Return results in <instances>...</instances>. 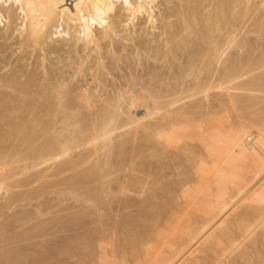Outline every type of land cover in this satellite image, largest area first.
Returning a JSON list of instances; mask_svg holds the SVG:
<instances>
[{
	"label": "bare ground",
	"instance_id": "bare-ground-1",
	"mask_svg": "<svg viewBox=\"0 0 264 264\" xmlns=\"http://www.w3.org/2000/svg\"><path fill=\"white\" fill-rule=\"evenodd\" d=\"M114 1H120L124 5V9L127 12L125 21L132 23L138 16L143 17L146 15V20L151 24L150 28L153 27L152 13L153 8L156 6V0ZM112 2L113 0H0V19L4 17L6 30L11 34L17 33L18 36H21V40L23 41L21 43H24L26 47L32 46V51L36 48L43 50L46 45L50 44L47 42L49 40L52 41L53 38L51 39V36L53 34L54 36L55 34L60 37L64 36L67 43L69 42L76 47L79 45V42H82L79 46L82 45L81 47L84 52H86V48L94 46L97 54V61H95L97 62L96 69L98 67L104 69V64L101 62L103 60L101 44L103 41H108L111 47V45L113 46L112 42H114V38L118 37L116 28L118 25L115 26V24L119 20L114 19L113 15V17H110L108 14L111 10L110 6ZM174 2L176 1L174 0ZM175 5H177V8L171 9V12L175 10L176 15L179 17V22L175 23V21L173 23L170 21L171 23H169L168 21L162 27L163 37L165 36L163 43L166 48L164 58L168 54L172 55L170 54L171 50L166 34L171 38L183 36L181 42H179L182 44V48L186 46L185 37L187 38L188 36H194L199 41L201 40L198 43H201L202 47L200 49L201 45L196 44L194 40L197 42V39H194L193 42L199 46V49H196L199 52L196 51L194 53L195 50L192 52L194 53V55L192 54V60L190 59L191 57H188L190 62L186 59L189 62L190 69L196 68L194 69L196 73L193 75L194 82L187 88H182L181 84L187 83L184 79H181V84L178 81L179 85H177L178 83L176 84L178 88L174 87L175 90L171 89L170 93H168L172 98L168 101H161L160 97L150 91H145L144 94H133L130 91H125L117 95V98L113 100L114 103H110V100L102 101L105 107L102 105L103 107L100 106L101 108L97 109V97H94L93 93L77 89L76 92L69 94V92L63 93L59 89L60 91L58 90L56 97L51 98V96L47 95L41 99L39 107H37L38 112H50L51 117L69 113L66 114L67 117L62 121L61 131L55 133L53 131L55 127L51 124L49 126L47 120L42 121L39 119L41 117H35V115L29 120L28 116L32 114L33 105L31 100L28 101L29 97H26L25 92L22 94L23 90H20L21 93L19 92L18 96H13L14 92L13 94L11 92V96L9 92V94L0 92L1 122L2 119L6 120L5 132L2 135L0 132L1 142L14 139L17 142L16 144H18V148L15 149V145L12 143L13 145L11 146H13L14 150H3L0 152V194L8 193L10 189L17 186L18 182L24 181L20 182V177L25 175L26 172L28 174L30 170L40 169L41 166L49 167V165L52 166L55 163H63L64 165L72 163L71 160H75L77 156L80 158L82 155H79L81 151L86 150L87 152L89 148L93 151V154H96L97 151L103 148L105 149V147L109 150L108 147L111 145L112 137L121 129L133 130L134 134L140 129L147 130L149 134L147 136L152 138L158 146L161 145L164 150H177L181 148L179 145L183 144L184 148L187 149V153L190 156L193 155V157L189 156L192 159L189 162V176L188 178L186 176L185 181L179 184L178 194L175 197L176 200L175 202L173 201L174 204L167 206L166 210H168L167 212L166 210L164 211L163 219L159 223L156 222L155 224L152 222L155 225L152 238H144L142 236L143 238L140 241L143 247L141 256L133 257V264H231L236 259L240 260L239 262L244 261L246 263L248 261L247 264H251L252 261L250 262L248 258V252L250 251L246 249V252L245 245L252 242L250 246H256L259 249L264 248V114L256 107L258 104H263L262 110L264 109V95H260L262 92L264 93V54L259 59L255 60L254 58V61L252 59L251 61L248 60V56V58H244L246 59L245 62L249 61L252 63L248 71L244 70V72L246 71L250 76L255 75L251 76V78L249 77L250 80L248 79V82H243V86L241 85L242 83L239 84L240 82L236 81L241 79V77L243 78L244 74H247H243V69L248 67L249 63L244 66L243 64L245 63H242L243 61L239 59L238 61L241 62V65L239 62V66L235 67L233 64L235 65L237 59L235 58L236 56H232L236 60H234L235 63H232L233 67L229 68L228 65L231 66V64H225V62H229L225 58H229L230 55L226 56L228 51L233 50V48L235 51H241L240 56L244 53V49L246 50L247 47L249 49L251 44L245 35L252 34L253 27H255V33L264 30V0H177ZM259 7L263 8L262 17L260 16V18H263L262 21L255 23L248 30L245 29L244 26H248L249 20L253 21L252 17H256V14L260 11L257 12ZM169 12L167 11L168 18ZM171 14L173 17L175 16V13ZM194 26H196V29H194ZM95 27L99 29V33L94 32L93 29ZM243 30L247 31L244 32ZM242 31L245 35H241ZM174 40L177 42V39ZM131 41L133 40L131 39ZM91 43L94 45L91 46ZM179 46L177 45L176 48ZM251 47L253 46H250V49ZM136 50L138 52V49ZM99 61L100 63H98ZM221 65L224 68L220 69L219 66ZM242 65L244 68L241 71ZM194 70L192 69L193 72ZM203 74H205L204 79ZM248 74L246 75L247 77L249 76ZM187 75L188 73L186 72L185 76ZM200 75L202 76V80L198 82L197 79ZM16 85L18 86L17 83H9L7 87L16 90ZM238 90L239 92H250L249 94L256 91L255 93L258 92V95L261 97H248L246 95L248 93L244 94L243 92V95H236V91ZM199 97L200 102L202 100L206 103V106H203L205 112L203 115L202 112L201 115L197 113V115H194V113L185 114L183 113L185 110L178 111L180 107L176 108L178 103L183 102V100H189L188 102L192 103L194 101L193 98L196 100ZM213 97H215L216 101L218 100L216 97L219 99L223 97L225 99V101L222 99V101H217V105L214 102V105L221 112L223 110V113L225 110L226 113L229 110L230 112L226 114L228 116H218L216 111L213 112L214 106H210L213 105V101L210 104L211 99H214ZM11 103L13 105H10ZM198 104L200 105L197 106H201V103L198 102ZM241 104H245L246 106L243 107ZM123 108L126 109L125 112ZM174 108L177 110L173 111L175 110ZM138 109H140V112H138ZM209 110L210 112H207ZM136 112L140 115H136ZM17 113L23 114V117L20 115L16 116ZM229 113H232L233 116ZM41 114H44V112H41ZM121 115H125L123 121L120 119ZM154 118L159 119L157 124L154 123L156 125L150 126V124L146 123L148 120H153ZM27 123H32V126H28ZM52 132L55 133V137L48 138ZM62 133H66V135L64 134L65 136H63ZM37 139H41L40 143L37 146H31ZM24 144L26 148L22 146ZM1 145L5 144L2 143ZM21 147L26 152L21 156V159L18 158L15 161V155L24 150L21 151ZM107 150L106 153L109 152ZM81 153L84 154V152ZM5 160H8L10 163L7 165ZM66 160H70L71 162H66ZM97 161H94V168L98 166ZM19 162L21 165H13ZM103 164L105 165L106 162ZM59 167L61 170L62 167ZM123 206L125 207L126 205L123 204ZM123 206H121V209ZM126 207L128 208V206ZM153 208L155 209V206ZM136 212H138L139 216V211L136 210ZM228 212L229 214H227ZM142 216L143 214L141 213L138 218ZM146 216V218L154 221V218L151 217L152 215L148 217L146 214ZM156 217L159 216L156 215ZM129 220L131 219L129 218ZM150 220H147V222ZM62 221H59V223ZM71 221L73 222L74 220ZM132 221L133 219L129 221V227H131V224L136 223H132ZM76 222L78 223V221ZM61 225L63 224L61 223ZM40 227L37 229H40ZM63 229L62 231H65V228ZM72 230H74L73 226ZM85 230L87 229H84V232L87 233ZM139 231H144V229ZM40 232L37 231L38 237L42 234ZM73 234L76 235L75 231ZM52 243L50 244L52 245ZM78 244L76 245L79 246ZM106 245L107 242H99L97 247H95L98 250L95 260L92 259V261L94 260L92 264H126L120 263V259L119 263H117L115 256L112 259L110 253L108 252L109 254H107L106 252ZM8 253L0 255V264H51V261L60 264L62 261V259L60 260V258L57 259L55 257V252L52 253L53 255L47 253L41 258L34 259L28 258L32 253L28 257L27 255L16 256L15 253L13 255ZM56 255L58 256V254ZM33 256H35L34 253L32 254ZM255 257L257 258L255 261L259 259L256 264H264V254L261 256L258 254ZM250 258H252V255Z\"/></svg>",
	"mask_w": 264,
	"mask_h": 264
},
{
	"label": "rangeland",
	"instance_id": "rangeland-1",
	"mask_svg": "<svg viewBox=\"0 0 264 264\" xmlns=\"http://www.w3.org/2000/svg\"><path fill=\"white\" fill-rule=\"evenodd\" d=\"M165 1L166 0H156V6L155 8H153V13H152L153 14L152 19L154 21L152 24L153 26L152 29L150 28L151 24H149L148 20H146L147 19L145 17L146 15L143 17L138 16L137 19L133 20L132 23L125 21L127 12L126 9H124L125 8L124 5L120 1L113 0V2L115 3L114 4L113 2L111 3L110 6L111 10L109 11L110 13L108 12V14L110 17L113 15L114 17L113 16L112 17L114 19L119 20L118 23L115 24V26L118 25L116 26L118 31V37L114 38L113 40L114 42H112L113 46L111 45V47L109 46L108 41H103L101 44V53L103 54L102 55L103 60L100 61L104 64V69H101L100 67L96 69L97 62L95 61H97V54H96V50L94 49V46L92 48L90 47L91 49L86 48L85 49L86 52H84L81 47L82 45L79 46L80 44H82V42H79V45L76 47L70 44L69 42L67 43L64 36L60 37L57 34H55V36L53 34L54 37L51 36V39L53 38L52 41L53 40L56 41L52 42L51 40H49V42L47 43L50 44L46 45L43 48V50H39L38 48H36L35 50L32 51L33 48L32 46L26 47L24 43H21L23 42L21 40V36H18L17 33L11 34L9 33V31L6 30L7 27H6V22L4 20L5 18L2 17L3 19L2 18L0 19L1 20L0 21V92L5 94L10 93V96L14 92L13 96L15 95L18 96L23 90L22 94H24L25 92L26 97H29L28 101L31 100V103L33 105L32 114L28 116L29 120L34 115L35 117L39 116L41 117L39 118L40 120L42 121L47 120L49 126L51 124L52 126L55 127L53 130L55 131V133H59L61 131L62 121L65 119V117H67L66 114L69 113L59 114L56 115L55 117H51L50 112L46 113L45 111H41L44 112V114L38 112L37 107H39L41 99L45 98L47 95L51 96V98L56 97V93L58 92L59 89L61 90V92L63 93L69 92V94L76 92L77 89H81L89 93H93L94 97H97L96 98L97 109L100 106L105 107L102 101L110 100L109 101L110 103H114L113 100L117 98V95L122 92L124 93L125 91H130L133 94L134 93L144 94L145 91L148 92L150 91L151 93L153 92L158 97H160V100L162 99L161 101L164 100L168 101L172 99L168 93H170L171 89L175 90L174 87H176L178 81L181 84V79H184V81L187 83V84L185 83L181 84L182 88H187L194 82L193 75L196 73L194 70L196 68L191 67L194 70L193 72L192 69H190L189 67V62L190 59L192 60V56L199 49L200 45H201L200 46L201 49L202 44L198 43L199 40L196 37L188 36L187 38L185 37L186 46L182 48L181 47L182 44L179 42H181L183 36H179V38L178 37L171 38L166 34V37L169 40V45H170L169 47L171 50L170 54L172 55L168 54L167 57L164 58V51L166 48L164 47V43H163V39H165V36L163 37L164 34L162 31L163 29L162 27L163 25L166 24L165 22L168 21L169 23L171 22L174 23L175 21H176L175 23L179 22V17L178 15H176L175 10H172L171 12V9L177 8V5H175L177 3V0H175L176 2L172 0L174 3L171 0H167L166 2L169 1L170 4L169 2L166 3ZM131 2L133 1L131 0ZM167 11L168 12L170 11L169 18L167 15ZM257 12H258L257 14L255 13L256 17L255 16L252 17L253 21L249 20L253 25L249 24L250 23L249 22L248 26H244L245 29L248 30L249 27L252 28L255 23L262 21L263 18H260V16L262 17L263 8L259 7ZM171 13L173 14L175 13L174 14L175 16L173 17ZM196 26H194V29H196ZM95 29L97 28L95 27ZM95 29H93L94 32L96 31V33H99L98 32L99 29L97 30ZM252 29H253L252 34H248L246 36L245 33L243 34V31L245 32L247 30H243L241 35H245L246 39L251 44L250 46L253 47H251L250 49L249 46V49L248 47L246 50L244 49L243 50L244 53L242 54V56H240L241 51L238 50L235 51V49L233 48V50L228 51L226 57L230 55L229 58H225V60L228 59L229 61L228 63L225 62V64L227 65L231 64V66L228 65L229 68L233 66L235 67L239 66L238 64L241 60L243 61L242 63H245L243 64L244 66H246L247 63H249V65H247L248 67L245 68L242 65L241 71L244 68L243 74L247 73L246 71L244 72V70L248 71L249 66L251 67L252 65V63H250L248 60L251 61L252 59V61H254L253 60L254 58L255 60L257 58L259 59L260 56L264 54V30L263 31L256 30L258 33L257 32L255 33L254 31L255 27H253ZM129 39L130 41L131 39L133 41L130 42ZM174 39H177V42ZM187 39L189 40L192 39L191 40L192 42L194 39H197V42L196 40L194 41L196 44L198 43L199 46L196 45L194 42L192 43L189 40L187 41ZM172 40L173 42H171ZM176 44L180 46L176 48L177 47ZM92 45L94 44L91 43V46ZM180 47L181 49H179ZM192 48L194 49L192 50ZM136 49H138V52ZM232 56L233 57L236 56L235 58L237 60ZM188 57L191 58L189 59ZM230 57L233 59H231ZM246 57L248 58L247 60L248 62H245L246 59L244 58ZM239 59L240 61H238ZM234 60H236V63ZM100 61L98 63H100ZM232 63H235V65L233 64L232 66ZM221 66H219L220 69L224 68L223 65ZM190 70L193 73L190 72L191 73L190 74L188 72ZM186 72L188 73L187 76L190 75L189 77L185 76ZM246 75L244 74V76ZM202 76L204 79L205 74H203ZM202 76L201 75L200 77L198 76L199 79V80L197 79L198 82L202 80L201 78ZM244 76L243 78L241 77V79L236 81V82H240L239 84L242 83L241 84L242 86H243V82L246 83L251 78L250 75L248 77L246 76L247 78ZM14 81L18 84L20 88L17 85H16L17 86L16 90H12L7 87L9 83L16 84ZM179 83L177 85H179ZM241 85L239 86L243 88ZM159 91L160 93L163 94H160ZM238 92L239 90L236 91V95L237 94L243 95V93L244 94L248 93L246 94L248 95V97L249 96L259 97L260 95L261 96L264 95L263 92H262L263 94L261 93L260 95H258L259 93L258 92L255 93L256 91L253 92L252 94H249L250 92H243V91H242L243 93L242 92L238 93ZM213 98L214 99L213 100L211 99L210 101L211 102L210 104H212L213 101V105L209 104L210 106H214V108L211 107L213 108L212 109L213 112L216 111L218 116H228L226 114L230 112L229 110L227 111V113L226 110L223 113V110L221 112L220 109H217V106L215 108V105H217V101H220L221 99L225 101V99L223 97H221L220 99L216 97L218 99L216 101L215 97ZM193 99L194 101L190 99L192 103L191 102L189 103L188 102L189 100L187 99H186L187 101L183 100L184 103L182 101L179 102L181 105L179 106L178 103V106L176 108L180 107L178 111L185 110V112L183 111V113L185 114L194 113L195 115L197 113L201 115V112L202 115L205 114L203 106H206V103L202 100L200 102V97H199L196 98V100L199 103H201V106H197L200 104H198L195 98ZM257 101L259 100L257 99ZM10 105L13 104L11 103ZM241 105L243 107L246 106L245 104H241ZM262 105L263 104L261 105L258 104L256 107L261 111L262 114H264V109L262 110L263 108ZM123 109L125 112L126 109L125 108ZM176 110L177 109L173 111ZM138 112H140V109H138ZM138 112H136L135 114L140 115ZM207 112H210V110ZM17 115L19 116L20 113H17L16 116ZM230 115L233 116L232 113ZM20 116L23 117V114H21ZM1 118L2 117H0V128H1L0 132L2 135V133L5 132L6 129V120L2 119L3 122L2 124ZM158 118H154L155 120L154 119L148 120V122L146 123L150 124V126L156 125L159 122ZM120 119H122L123 121V119H125V115L123 116L121 115ZM27 124L28 126H32L31 125L32 123H27ZM124 130L125 129L123 130L121 129L117 131L116 135L112 137V141L110 143L111 145L110 147H108L109 150H107V148L105 147V149L103 148L104 151L103 149H101L102 151L99 150L96 152V154H93V151L90 150L89 148L88 149L89 151L87 152L86 150L81 151L84 152V154L80 152L79 155L82 154L83 157H81L82 155L80 156V158L77 156L78 159L77 157L76 159L74 158L75 160H71L72 163H68L69 165L68 164L64 165L63 163L61 164L55 163L52 166L49 165V167L41 166L40 169L36 168L35 170H30L28 174L26 172L25 175L20 177L19 179L20 182L22 180L24 181H22L21 183L18 182L16 184L17 186L15 185L16 187L10 189L8 193L0 194V208H1L0 209V252H1L0 255H2V253L7 254L9 252L8 254L13 255L15 253L16 256L27 255L28 257L30 256L29 254L34 253L35 256L32 257L31 254V256L28 257L34 259V258H41L47 253L52 254L55 252L54 253L55 257L57 259L60 258V260L62 259L60 264L62 263L92 264L95 260L96 252L98 250L95 247H97L99 242L100 243L107 242V245L105 247V249H107L106 252L107 254L110 253L112 259H114L115 256L116 257L115 261H117V263H119V259H120L121 261L120 263L133 264V259L136 256H141V250L143 247L140 241L142 240L143 237L152 238L153 229L155 227L153 223L155 224L156 222L159 223L163 219V216L165 214L164 211L166 210L167 206L170 205L172 206L174 204L176 200L175 197H177L178 194L179 184L182 181H185L184 179L186 178V176L187 178L189 176V171H190L189 162H191L190 159L193 157V155H191L192 156L191 157L187 153V149L184 148L183 144L179 145V147H181L179 149L181 150L179 149L177 150L167 149V151L166 149L164 150L163 147H161V145L158 146L156 142L153 141L152 138L147 136L149 135L147 133L148 132L147 130L144 131L142 129L140 130L138 129L139 131L136 134L133 133V130L129 131L126 129L127 132L126 130L125 131ZM55 133L53 132L50 133L48 138L55 137ZM64 134L66 135V133H62L63 136H65ZM0 139L1 142L2 138ZM41 139L35 140L34 143L31 144V146H37L40 143ZM7 141H4L6 143L4 142L0 143L1 146L0 152H2L3 150H14L13 146H11L13 144L15 145L14 146L15 149L18 148V144H16L17 142L14 139L13 140L10 139L8 142ZM2 143L5 145H1ZM22 146L24 147L25 144ZM24 148H26V146ZM24 148L21 147L20 150L22 151ZM106 150L109 152L106 153ZM25 152L26 151L24 149L23 152L15 155L14 157L15 161L18 158L21 159L22 158L21 156H23ZM95 160H98L97 164L98 166L99 165L101 166L99 167L97 166L94 168L93 165ZM69 161L70 160H66V162ZM6 162L7 165L10 163L8 162V160H5V163ZM105 162L106 164L104 165L103 163ZM13 165L19 166L21 164L19 162L18 164L14 163ZM59 166L62 167L61 170ZM68 166L70 167L68 168ZM32 175L36 177H33ZM162 190L163 192L165 190V192L163 193ZM123 204L128 206V208L126 206L124 207ZM121 206H123L122 209ZM154 206L155 209L153 208ZM137 208L140 210H138ZM136 210L139 211V216L141 213L143 214V216L145 217V218L143 216H142L143 218L141 217L143 220L141 218H138L139 216ZM157 212H159L160 214ZM229 212L227 214H229ZM146 214L148 215V217L152 215L151 217L154 218L155 222L153 220L146 218L147 217ZM153 215L155 216L153 217ZM156 215L159 217H156ZM74 217L76 218V220ZM129 218L131 220L133 219L132 223L136 222L131 224V227L128 226L130 224L129 221H131L129 220ZM146 219L150 221L147 222ZM62 220L67 222H63ZM71 220L74 221L72 222ZM88 220H90L91 222ZM59 221H62L61 223L63 225H61ZM76 221H78V223ZM85 221L88 223H86ZM123 221H125L124 222L125 224L123 223ZM146 222L148 223V225ZM138 224H140L142 227ZM59 226L60 227L62 226L61 227L62 229ZM72 226L74 230H72ZM39 227L40 229H37ZM63 228H65V231H62L64 230ZM68 228L70 229L67 230ZM84 229L88 230V231L85 230L87 233L84 232ZM141 229L142 230L144 229V231H139ZM37 231L38 232L41 231L40 233L42 234L40 233L39 234L42 236L38 234L39 235L38 237ZM74 231L76 235L73 234ZM22 232L24 233V235ZM140 232L141 234L143 232V234L141 235ZM68 236L70 237L68 238ZM63 237L66 239H64ZM47 241L50 243L53 242L52 245ZM75 243L76 244L79 243L78 245L80 247L77 246ZM251 243L245 245V250L248 249L250 251L248 252V258L250 259V262L252 261L251 264H256L259 261V259L255 261L257 259L255 256L258 254L259 256L263 255L264 248L259 249L256 246L255 247L250 246L252 245ZM32 245L35 246L38 250ZM77 249L79 250V252ZM70 251L71 253H69ZM61 252L63 253V255ZM255 252L256 253L259 252V253L256 254ZM56 254H58V256ZM251 255L252 258H250ZM92 259L94 260L92 261ZM239 261L240 260L236 259L233 261L234 263L232 262L231 264H243L244 262L241 261L242 262L241 263ZM50 263L57 264V263H53V261H51ZM247 263L248 261L246 263L244 262V264Z\"/></svg>",
	"mask_w": 264,
	"mask_h": 264
}]
</instances>
